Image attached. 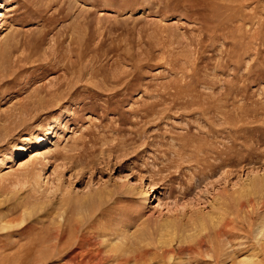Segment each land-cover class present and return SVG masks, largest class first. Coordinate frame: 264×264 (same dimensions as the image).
<instances>
[{"label":"rangeland","instance_id":"rangeland-1","mask_svg":"<svg viewBox=\"0 0 264 264\" xmlns=\"http://www.w3.org/2000/svg\"><path fill=\"white\" fill-rule=\"evenodd\" d=\"M262 246L264 0H0V264Z\"/></svg>","mask_w":264,"mask_h":264},{"label":"bare ground","instance_id":"bare-ground-1","mask_svg":"<svg viewBox=\"0 0 264 264\" xmlns=\"http://www.w3.org/2000/svg\"><path fill=\"white\" fill-rule=\"evenodd\" d=\"M28 43H29V42H28ZM15 44H16V43H15ZM11 46H13V45H9V46L7 47V50H6V51H8L9 49H12ZM15 49H16V48H15ZM4 51H5V50H4ZM10 51H11V50H10ZM8 53H9V52H8ZM33 157H34V156H33ZM230 221H231V220H230ZM208 239H209V238H208ZM204 242H205V241H204ZM204 242H203V243H204ZM206 242H207V241H206ZM203 247H204V246H203ZM262 247H263V246H262ZM263 248H264V247H263ZM207 250H208V249H207ZM248 259L250 260V257H248ZM257 260H258V259H257ZM257 260H256V261H257ZM240 262H241V261H240ZM248 262H251V260L248 261ZM254 262H255V261H254ZM241 263H243V264H244V263H247V258H246V259H243ZM247 264H248V263H247ZM251 264H252V263H251ZM256 264H258V262H257Z\"/></svg>","mask_w":264,"mask_h":264}]
</instances>
